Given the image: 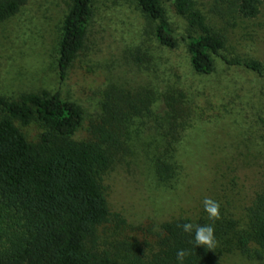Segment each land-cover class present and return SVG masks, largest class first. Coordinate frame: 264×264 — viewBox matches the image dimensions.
<instances>
[{
    "label": "rangeland",
    "instance_id": "obj_1",
    "mask_svg": "<svg viewBox=\"0 0 264 264\" xmlns=\"http://www.w3.org/2000/svg\"><path fill=\"white\" fill-rule=\"evenodd\" d=\"M72 2L28 0L0 24V96L17 100L23 94L59 92L76 102L83 112L71 137L76 142L91 138L106 108L121 95L149 96L151 115L133 118L101 175L108 210L129 227L116 237L158 232L164 222L180 218L211 220L205 198L220 204L219 220L232 221L233 233L246 230L247 209L264 192V0L253 19L239 17L229 0H193L210 32L224 37L221 56L255 60L263 76L220 57L214 58L210 74L193 71L180 38L190 31L172 0L159 3L178 38L174 49L156 41L155 22L135 0H93L83 47L61 79L58 44ZM180 93L187 117L168 156L161 151L158 123L166 109L164 97ZM24 131L35 140L44 129L33 122ZM158 159L172 164L173 175L166 181L156 175ZM112 233V224L99 229L101 237ZM218 264H264V250L251 245L250 257L236 248L225 250Z\"/></svg>",
    "mask_w": 264,
    "mask_h": 264
},
{
    "label": "trees",
    "instance_id": "obj_2",
    "mask_svg": "<svg viewBox=\"0 0 264 264\" xmlns=\"http://www.w3.org/2000/svg\"><path fill=\"white\" fill-rule=\"evenodd\" d=\"M27 1L0 0V24L16 15ZM135 1L155 22L156 41L174 49L178 38L159 0ZM172 4L191 32L180 38L186 42L193 71L210 74L214 58L220 57L227 65L263 76L255 60L221 56L225 39L210 32L193 0H172ZM229 4L243 19H253L260 11V0H229ZM92 5L93 0H73L64 18L57 61L61 79L83 47ZM183 99L182 93L164 97L166 109L158 123L164 155H171L183 130L187 117ZM151 101L147 95L133 99L121 95L112 108H106L91 138L76 142L71 137L83 121L76 102L63 99L59 92L23 94L17 100L0 96V264H115L116 260L178 264L176 253L180 249L187 253L183 264H218L225 250L236 248L247 257L251 245L264 250V192L247 209L248 228L244 231L233 233L232 221L180 218L164 222L158 232L116 237L117 231L129 227L119 214L108 210L101 175L109 168L112 151L128 134L133 118L151 115ZM33 122L44 129L35 140L24 131ZM155 172L166 181L173 175L172 164L158 159ZM186 223L212 226L215 249L197 246L195 228L192 233L183 231ZM109 224L112 235L101 237L99 229Z\"/></svg>",
    "mask_w": 264,
    "mask_h": 264
},
{
    "label": "clouds",
    "instance_id": "obj_3",
    "mask_svg": "<svg viewBox=\"0 0 264 264\" xmlns=\"http://www.w3.org/2000/svg\"><path fill=\"white\" fill-rule=\"evenodd\" d=\"M204 210L208 213V216L212 220H219L220 217V204L211 198H205L203 201ZM183 231L186 233H192L195 228V244L197 246L204 247L207 251H213L216 247L217 241L214 236V228L208 225H193L186 223L182 225ZM187 253L180 249L176 253L178 264H183L184 258Z\"/></svg>",
    "mask_w": 264,
    "mask_h": 264
}]
</instances>
